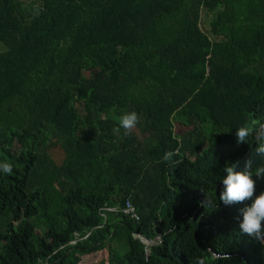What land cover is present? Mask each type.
<instances>
[{
  "label": "trees",
  "instance_id": "obj_1",
  "mask_svg": "<svg viewBox=\"0 0 264 264\" xmlns=\"http://www.w3.org/2000/svg\"><path fill=\"white\" fill-rule=\"evenodd\" d=\"M27 1L0 0V264H264L252 199L219 200L264 165L236 136L264 121V0Z\"/></svg>",
  "mask_w": 264,
  "mask_h": 264
},
{
  "label": "clouds",
  "instance_id": "obj_2",
  "mask_svg": "<svg viewBox=\"0 0 264 264\" xmlns=\"http://www.w3.org/2000/svg\"><path fill=\"white\" fill-rule=\"evenodd\" d=\"M138 122L139 116L135 111L122 112L118 117V126L114 128L113 131L114 133L119 134L121 130H123L124 135H128L131 130L136 127ZM249 135H254L256 138H264V121H260L255 128H252L245 124L236 129L238 142H244L245 139L249 137ZM258 151L264 153V146L258 148ZM177 154L178 149L174 151H167L164 153L162 159L164 161H172L173 156ZM234 167L235 165L233 164H226L223 168L226 176L221 178V182L224 188L223 191L219 194V200L224 204H229L241 203L245 200L252 199L251 205L246 206L241 210L243 219L239 224V228L242 233H245L250 237L254 236L257 238V240H259L262 232L261 221H264V191H261L260 194L256 195L253 199V194L255 191V181L252 177L253 175L259 176L261 173H264V165L257 167L255 173L250 170V164H246L245 169L242 171H234ZM0 171L10 175L12 173V165L6 161L0 162ZM206 199L208 203L205 206L214 207L212 201L208 198ZM123 208L121 209V212ZM106 209L109 208H104L103 211H107ZM112 209H115L116 211L107 212L119 211L117 208ZM145 241L148 242L149 240ZM260 243L264 244V241H260ZM196 264H205V261L204 259H197Z\"/></svg>",
  "mask_w": 264,
  "mask_h": 264
},
{
  "label": "built area",
  "instance_id": "obj_3",
  "mask_svg": "<svg viewBox=\"0 0 264 264\" xmlns=\"http://www.w3.org/2000/svg\"><path fill=\"white\" fill-rule=\"evenodd\" d=\"M107 211H116L115 209L109 208L106 209ZM123 214L129 216L131 219L135 220V221H139L140 220V215L138 213V210L136 209V207L133 205V203L131 202V199L128 198L126 200L125 206L122 210ZM160 239V238H158Z\"/></svg>",
  "mask_w": 264,
  "mask_h": 264
},
{
  "label": "rangeland",
  "instance_id": "obj_4",
  "mask_svg": "<svg viewBox=\"0 0 264 264\" xmlns=\"http://www.w3.org/2000/svg\"><path fill=\"white\" fill-rule=\"evenodd\" d=\"M42 7L41 0H31L25 2L26 13L28 17L34 15Z\"/></svg>",
  "mask_w": 264,
  "mask_h": 264
},
{
  "label": "water",
  "instance_id": "obj_5",
  "mask_svg": "<svg viewBox=\"0 0 264 264\" xmlns=\"http://www.w3.org/2000/svg\"><path fill=\"white\" fill-rule=\"evenodd\" d=\"M135 237H136V238H138L139 236H138V235H136ZM148 244H149V245H154V244H155V242H153V241H148Z\"/></svg>",
  "mask_w": 264,
  "mask_h": 264
}]
</instances>
